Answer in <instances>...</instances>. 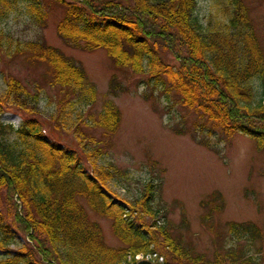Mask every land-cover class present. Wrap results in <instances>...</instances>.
Wrapping results in <instances>:
<instances>
[{
    "label": "trees",
    "instance_id": "1",
    "mask_svg": "<svg viewBox=\"0 0 264 264\" xmlns=\"http://www.w3.org/2000/svg\"><path fill=\"white\" fill-rule=\"evenodd\" d=\"M48 1L65 11L57 27L64 43L105 50L117 67L147 76L149 88L167 101L177 97L209 136L240 133L264 148V53L243 0H213L223 15L208 25L197 16L198 0H0V24L20 12L46 27ZM3 53H27L50 68V84L64 91L50 122L56 132H73L89 161L100 149L80 124L94 121L108 137L119 132L122 114L113 99L105 100L97 118L87 115L100 99L98 88L60 49L19 43L0 25V60ZM257 81L263 96L256 101ZM42 103L40 91L32 94L6 79L0 94V264H137L141 254L167 262L165 249L173 264L187 258L205 264L170 236L164 213L155 207V184L146 183L134 199L121 197L114 187L122 172L95 161L90 170L80 150L54 141ZM7 108L23 114L19 128L2 122ZM92 214L112 221L122 247L105 242ZM229 226L238 239L260 234L253 224Z\"/></svg>",
    "mask_w": 264,
    "mask_h": 264
},
{
    "label": "rangeland",
    "instance_id": "2",
    "mask_svg": "<svg viewBox=\"0 0 264 264\" xmlns=\"http://www.w3.org/2000/svg\"><path fill=\"white\" fill-rule=\"evenodd\" d=\"M243 3L264 53V0ZM46 4V27H38L24 13L17 12L0 24L2 30L19 43L39 41L56 47L82 65L90 82L98 88L100 98L87 115L92 113L97 118L105 100L113 99L122 114L119 132L108 137L103 130L93 127L92 120L90 126L80 124L78 128L88 139L92 136L100 149L97 156L88 152L92 158L89 161L73 132L53 129L50 115L64 91L50 84V68L27 53L1 55L0 94L6 79L11 78L32 94L40 91L41 112L49 136L80 150L90 170L93 161L101 168L113 166V170H120L122 175L120 179L115 176L118 180L114 189L121 197L134 199L146 183L155 184V207L164 213L170 236L191 251L194 258L203 256L205 264H264V148L240 133L232 137L217 133L209 136V131L195 125L198 116L181 105L177 97L167 101L160 91L149 88L147 76L117 67L105 50L87 52L64 43L57 27L65 11L56 2ZM197 5V16L205 25L211 18L223 15L213 0H198ZM170 32L176 33L174 29ZM169 61L176 65L171 57ZM255 91L257 101L263 96L261 81L256 82ZM22 117V113L7 108L2 122L19 128ZM92 220L102 227L105 242L115 248L123 246L111 220L96 214H92ZM230 223L253 224L260 234L238 239L230 233ZM163 251L171 260L172 253ZM141 258L149 257L141 254L136 259ZM150 258L157 263L173 264L164 257ZM180 264L194 263L187 258Z\"/></svg>",
    "mask_w": 264,
    "mask_h": 264
},
{
    "label": "water",
    "instance_id": "3",
    "mask_svg": "<svg viewBox=\"0 0 264 264\" xmlns=\"http://www.w3.org/2000/svg\"><path fill=\"white\" fill-rule=\"evenodd\" d=\"M139 264H155L154 262H150L148 260H142L141 262H139Z\"/></svg>",
    "mask_w": 264,
    "mask_h": 264
},
{
    "label": "flooded vegetation",
    "instance_id": "4",
    "mask_svg": "<svg viewBox=\"0 0 264 264\" xmlns=\"http://www.w3.org/2000/svg\"><path fill=\"white\" fill-rule=\"evenodd\" d=\"M153 262H155V264H158L155 260H153Z\"/></svg>",
    "mask_w": 264,
    "mask_h": 264
}]
</instances>
